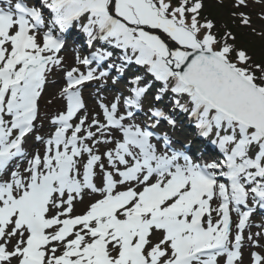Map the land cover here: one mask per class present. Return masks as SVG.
<instances>
[{
	"label": "snow or ice",
	"instance_id": "snow-or-ice-1",
	"mask_svg": "<svg viewBox=\"0 0 264 264\" xmlns=\"http://www.w3.org/2000/svg\"><path fill=\"white\" fill-rule=\"evenodd\" d=\"M3 2L0 264H240L247 222L264 210V47L257 59L231 30L218 33L201 15L203 0ZM252 7L264 21V0H232L233 23L264 39ZM73 28L99 47L76 57L86 71L65 70L61 108L47 137L38 135L48 73L62 66V35ZM109 49L121 63L100 70ZM129 64L143 75L89 110L85 85ZM154 85L157 102L164 93L177 98L216 159L194 158L156 131L176 121L154 105L145 110ZM87 194L95 198L75 214ZM251 260L264 264L255 252Z\"/></svg>",
	"mask_w": 264,
	"mask_h": 264
},
{
	"label": "rangeland",
	"instance_id": "rangeland-1",
	"mask_svg": "<svg viewBox=\"0 0 264 264\" xmlns=\"http://www.w3.org/2000/svg\"><path fill=\"white\" fill-rule=\"evenodd\" d=\"M228 3H230L232 5V0H203V7H205V9H210V18L211 20H213L216 24V31L219 33L221 30L219 28H224V29H228V27L230 26L231 31L233 32V34L237 37V40H243V44H239L237 43V46H243L248 48L250 54H253L257 59L260 58V51L261 48L264 47V39L261 38H257L256 36L251 34L249 29L246 28H242V27H238L236 25H234V23L232 22V17L231 15H226L225 13H227L226 9L223 8L224 6H222L223 4L227 6H229ZM249 11L251 13H253L252 19H253V24L255 27H257L258 29L261 27L262 24H264V21H260L257 17V14L260 12L259 8L256 7H252L249 9ZM244 33V34H242ZM240 37V38H239ZM253 47V50H251ZM258 48V49H255ZM260 49V50H259ZM51 90H48L47 95L45 96V94L42 97V103H41V107L43 106V104H47V108L48 111L52 112V115H54V112L52 111L51 106H49L48 102L53 99H57L56 98V93L52 95V90L54 89L52 87V85L49 87Z\"/></svg>",
	"mask_w": 264,
	"mask_h": 264
},
{
	"label": "trees",
	"instance_id": "trees-1",
	"mask_svg": "<svg viewBox=\"0 0 264 264\" xmlns=\"http://www.w3.org/2000/svg\"><path fill=\"white\" fill-rule=\"evenodd\" d=\"M222 6H224L223 8H225L226 11H227V13H225V14H226V15H228V14L231 15V12L233 11L232 7H231V6H227V7H226L225 4H223ZM201 15L204 16V17H207L208 19H211L210 16H209V15H210V9H207V8L205 9V7H203L202 12H201ZM232 22H233V21H232ZM234 25L237 26V24H235V23H234ZM230 28H231V27L229 26L227 30H231ZM219 29L221 30V31L219 32L220 34H222V33L226 30V29H224V28H222V29L219 28ZM242 34H244V33H242ZM239 38H240V37H239ZM257 38H259V37L256 36V39H257ZM263 41H264V40H263ZM236 42L239 43V44H243V40H236ZM255 49H258V48H255ZM251 50H253V47H252ZM259 50H260V49H259Z\"/></svg>",
	"mask_w": 264,
	"mask_h": 264
},
{
	"label": "bare ground",
	"instance_id": "bare-ground-1",
	"mask_svg": "<svg viewBox=\"0 0 264 264\" xmlns=\"http://www.w3.org/2000/svg\"><path fill=\"white\" fill-rule=\"evenodd\" d=\"M52 104L55 106V105H57L58 106V101H54V102H52Z\"/></svg>",
	"mask_w": 264,
	"mask_h": 264
}]
</instances>
